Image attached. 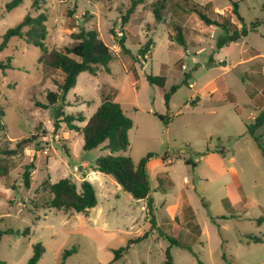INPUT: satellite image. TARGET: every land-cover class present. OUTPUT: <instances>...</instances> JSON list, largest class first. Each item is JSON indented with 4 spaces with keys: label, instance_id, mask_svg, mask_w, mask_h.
<instances>
[{
    "label": "rangeland",
    "instance_id": "1",
    "mask_svg": "<svg viewBox=\"0 0 264 264\" xmlns=\"http://www.w3.org/2000/svg\"><path fill=\"white\" fill-rule=\"evenodd\" d=\"M10 1L0 0V39L26 15L35 18L44 13L48 50L62 49L72 42L70 34L84 27L97 29L100 38L119 54V59L109 63V73L79 75L76 87L66 95L65 102L71 104L63 112L83 113L90 118L102 103L101 94L106 93L121 104L134 124L128 155L135 164L147 154L153 155L148 174L157 227L150 229L145 200H134L109 183L115 182L111 176L98 172L91 174L97 175L92 182L98 204L89 213L46 208L50 195L43 188L45 181L68 178L79 188L86 172L89 168L94 171L96 159L104 153L99 149L83 151L82 135L58 120L63 105L60 100L54 107H45L46 93L57 91L53 80H60L61 73L39 63L40 48L16 37L0 52V63L12 65L11 69H0L2 122L10 141L30 135L37 140L24 155L4 158L10 173L0 179V228L22 233L29 227L31 234L4 235L0 260L27 264L33 246L41 243L45 253L39 264H61L62 253L74 246L77 253L66 264H167V249L172 264H264V243L247 239L264 234V225L256 223L264 215V155L246 129L261 113L249 105V95L262 87L257 72L264 69V59L240 62L247 48L264 56V25L256 33L218 49L223 31L202 22L179 0H144L126 24L122 17L132 0H38L40 10L32 7L34 0H24L7 12ZM195 1L207 5L208 16L213 19L216 13L231 10L228 0ZM69 11L75 13L70 16ZM239 12L248 25L256 19L264 23V0H242ZM121 38L127 52L118 46ZM147 42L150 50L142 57L138 50ZM249 54L254 55V50ZM220 61H227L229 71L219 65ZM131 66L138 75L135 84L129 80L130 72H125ZM147 75L166 77L165 91L180 85L171 97L169 110L163 92L149 85ZM186 77L188 85L184 83ZM202 90L212 94V99ZM77 97L84 102L76 103ZM155 115H168L170 123L164 125ZM256 134L264 136V126ZM210 153H218L226 172L214 158H201ZM232 156L234 162L229 161ZM166 159L173 163L166 164L162 173L159 166ZM31 163L35 168L27 189L22 172ZM76 166H82L81 170ZM158 175L166 177L162 185ZM104 187L107 196L102 193ZM194 225L201 234L192 228ZM146 231L150 232L148 239L112 262L114 250ZM170 239L187 248L171 246Z\"/></svg>",
    "mask_w": 264,
    "mask_h": 264
},
{
    "label": "trees",
    "instance_id": "2",
    "mask_svg": "<svg viewBox=\"0 0 264 264\" xmlns=\"http://www.w3.org/2000/svg\"><path fill=\"white\" fill-rule=\"evenodd\" d=\"M24 0H11L6 5V11L10 12L17 8ZM183 1L186 9L195 13L199 19L209 26H216L220 28L224 35L217 41L216 47L218 49L235 43L243 37L248 36L249 33L256 32L257 28L262 25V19H256L247 26L244 19L239 12V2L242 0H228L231 4V12L218 14L217 18L208 16L209 8L207 5H200L195 0H179ZM144 0H132V6L127 10L122 21L126 24L130 15L133 14L137 5L143 3ZM38 0H34L32 7L38 6ZM209 5V4H208ZM75 12L69 11L68 14L72 16ZM233 17L241 24L239 28L233 22ZM46 15L40 13L37 17L26 15L22 21L15 27L8 29L0 39V52L6 48L7 44L12 38L25 39L27 43L38 47L42 51L39 58V63L47 66L53 70L60 71V80L54 79L53 84L57 91H48L46 93L47 105L45 107H54L58 101L62 102V106L57 113L58 120L63 122L66 127L83 137V151H93L99 149L104 152V155L98 157L93 165L94 171L111 176L122 190L131 195L136 201H146V219L150 225L151 230L157 227L155 216L154 199L151 196V181L147 170V163L153 157L151 153L146 157L140 159L135 164L132 158L128 155L130 146L129 133L134 124L133 121L124 114L120 103L112 100L110 96L102 94L103 100L96 111L89 119H86L83 113L65 114L63 112L66 106L70 104L65 103L66 95L70 90L76 87L78 77L81 73L87 72L91 75H97L100 72L109 73V63L114 59H119V54L113 51L101 38L97 29H86L81 27L79 31L72 32L70 38L71 43L65 45L62 49L48 50L45 46V40L48 32L45 22ZM75 28V27H74ZM179 36H180V30ZM180 45L184 46L185 42L179 38ZM118 46L127 52L125 48V39L121 38L118 41ZM150 50V43L147 42L142 48L138 50V54L142 57ZM10 58L8 62H10ZM180 64V63H177ZM12 65L9 63L4 65L0 63V69H11ZM133 75V81L138 80V75L133 67L130 69ZM146 79L150 86H156L163 92L164 103L167 110L170 109L171 97L180 88V85H173L169 91H165L166 77L147 75ZM188 77L185 78L184 83L187 84ZM188 85V84H187ZM261 89L264 91V80ZM262 104H257L260 115L255 118L254 122L246 125V129L250 137L256 142L259 150L264 155V136L257 135L256 131L264 126V110H261L264 105V97L262 96ZM234 101V98L231 102ZM38 106L40 104H37ZM236 112H239V107H235ZM4 112L0 109V179L7 178L10 173L8 164L4 161L6 157H16L24 155L27 148L37 140V136L30 135L19 140L10 141L7 137L5 125L2 122ZM164 125L170 123L168 115H155ZM79 124H84L80 126ZM58 127V124L55 125ZM11 145L13 147L11 148ZM39 149L36 148V152ZM35 159V158H34ZM32 161H35V160ZM189 163V162H188ZM35 168L33 163L24 167L22 172L23 186L27 189L31 186V170ZM164 179L159 178L158 181L162 185ZM43 188L50 195L46 201L47 209H56L60 211L76 212L87 214L98 204V198L94 185L87 179L83 180L80 187L68 178L60 179L55 183L45 181ZM1 194V193H0ZM4 195V194H3ZM2 195V196H3ZM258 226L264 225V215L256 219ZM198 234H201L198 225L192 227ZM149 231V230H148ZM133 237L128 240L127 244L119 249L113 251L112 262H117L127 255L130 249L140 242L148 239L150 232ZM31 230L27 227L22 233L14 229L2 230L0 228V243L4 235H22L29 236ZM253 243H264V234L259 236H247ZM171 246H178L187 248L179 241L170 239ZM45 253V248L41 243L33 246V252L27 261V264H39ZM77 253V248L74 246L71 249L65 250L61 255V264H66V260ZM167 264H172V257L170 249L166 251ZM0 264H8L0 260ZM199 264H202L199 261Z\"/></svg>",
    "mask_w": 264,
    "mask_h": 264
},
{
    "label": "crops",
    "instance_id": "3",
    "mask_svg": "<svg viewBox=\"0 0 264 264\" xmlns=\"http://www.w3.org/2000/svg\"><path fill=\"white\" fill-rule=\"evenodd\" d=\"M228 7H230V6H228ZM232 8V7H231ZM231 12V10L228 12V13H230ZM243 18V17H242ZM233 22L235 23V24H237L236 23V21L234 20V17H233ZM245 22V21H244ZM245 24L247 25V26H249L246 22H245ZM262 25H264V23H262ZM261 25V26H262ZM237 26L240 28L241 27V24L238 22V24H237ZM218 29H220V28H218ZM258 29H259V27L257 28V30H256V32L258 31ZM256 32H254V33H256ZM250 34V33H249ZM249 34H248V36H249ZM223 35H224V33H223ZM247 37V36H246ZM244 38V37H243ZM242 38V39H243ZM241 40V39H240ZM239 41V40H238ZM232 44V43H231ZM250 50H254V55H250L249 54V51ZM244 58L243 59H241L240 60V62L242 63V64H248V63H251V62H254V61H256V60H258V59H264V56L258 51V50H256V49H254V48H247L246 50H244ZM227 63V61H220L219 62V65H221V66H223L224 68L226 67V64ZM132 67V66H131ZM131 67L128 69V68H126L125 69V72L128 74L129 72H130V74L131 75H129L128 74V76H129V80L133 83V84H135L136 82H134L133 81V75H132V73H131V71H130V69H131ZM225 70L227 71H229V68H225ZM257 74L259 75V76H261V78H262V81L264 80V69L261 71V72H257ZM244 76H247V73H244ZM248 77V79L250 80L251 78H252V76H247ZM77 85V84H76ZM193 85L194 84H191V86L193 87ZM256 89V88H255ZM256 91H259V93L257 94V92ZM256 91L255 92H253V93H251L250 95H249V100H250V106L251 105H255L258 109H259V107L257 106V104L259 103V104H262V102H263V99H262V96L264 97V91L260 88V89H256ZM202 93L204 94V96L205 97H210V99H212V97H213V95L212 94H210V93H208V92H206V90H202ZM102 95V94H101ZM105 95H108V96H110V98L112 99V97H111V95L110 94H108V93H106ZM196 95H198L199 96V99H200V101H201V96H200V94L199 93H197ZM78 98V99H77ZM76 98V100H75V102L77 103V102H79V101H81V102H84L83 101V99H82V97H77ZM113 100V99H112ZM115 101V100H114ZM66 104H71V102H65ZM170 105H171V103H170ZM261 110H264V105L262 106V108H261ZM254 114H256V113H254ZM254 114H252V116L254 115ZM86 117V116H85ZM252 118H254V117H251V119ZM86 119H89V118H86ZM80 126H83L84 124H79ZM104 153V152H103ZM203 157H208L209 159H212V158H214L215 160H217L219 163H220V167H221V169H222V171L223 172H226L225 171V165H224V163L220 160V158L218 157V153H210V154H208V155H206V156H201V158H203ZM166 158H168V157H166ZM207 158V159H208ZM189 161V163H193L191 160H188ZM230 162H234L235 161V157H231L230 158V160H229ZM171 163H173V160H170V159H166V160H163L162 161V166H159V171H162V173L164 172V166H166V164H171ZM83 165H85V164H83ZM149 165H150V161L147 163V170H148V168H149ZM76 168H78L79 170H81V168H82V166H76ZM87 173V175H86V179L87 180H89L92 184H93V182H92V178H94V177H97V175H95L94 174V176L93 177H91V174H93V173H97V171H93V170H91L90 168H89V170L86 172ZM98 173H100V172H98ZM161 173V174H162ZM159 178H162V179H164V180H166V177H161L160 175H158L157 176V180L159 179ZM171 182V181H170ZM110 184H112V185H115V187H116V189H118V190H122V188H121V186L120 185H118V184H116V181L114 182L113 180H111L110 182H109ZM115 183V184H114ZM102 193L105 195V196H107L108 195V189L106 188V187H104L103 189H102Z\"/></svg>",
    "mask_w": 264,
    "mask_h": 264
},
{
    "label": "built area",
    "instance_id": "4",
    "mask_svg": "<svg viewBox=\"0 0 264 264\" xmlns=\"http://www.w3.org/2000/svg\"><path fill=\"white\" fill-rule=\"evenodd\" d=\"M186 58L189 59V55H186ZM192 60V59H191ZM193 61V60H192ZM183 69H186V65H183Z\"/></svg>",
    "mask_w": 264,
    "mask_h": 264
}]
</instances>
